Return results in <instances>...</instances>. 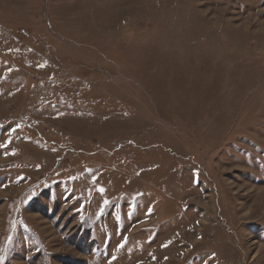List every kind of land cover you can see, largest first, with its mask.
<instances>
[{"label": "rangeland", "instance_id": "374dc122", "mask_svg": "<svg viewBox=\"0 0 264 264\" xmlns=\"http://www.w3.org/2000/svg\"><path fill=\"white\" fill-rule=\"evenodd\" d=\"M0 257L264 264V0H0Z\"/></svg>", "mask_w": 264, "mask_h": 264}, {"label": "snow or ice", "instance_id": "6c2138e0", "mask_svg": "<svg viewBox=\"0 0 264 264\" xmlns=\"http://www.w3.org/2000/svg\"><path fill=\"white\" fill-rule=\"evenodd\" d=\"M5 147H6V145H5ZM98 191H101L102 192L103 190L102 189H98ZM0 261H2V257H0Z\"/></svg>", "mask_w": 264, "mask_h": 264}]
</instances>
